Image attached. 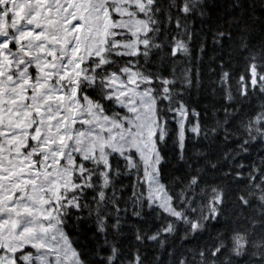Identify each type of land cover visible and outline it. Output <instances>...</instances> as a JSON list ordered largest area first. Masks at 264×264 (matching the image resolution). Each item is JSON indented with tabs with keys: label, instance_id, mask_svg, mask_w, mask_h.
I'll return each instance as SVG.
<instances>
[{
	"label": "snow or ice",
	"instance_id": "snow-or-ice-1",
	"mask_svg": "<svg viewBox=\"0 0 264 264\" xmlns=\"http://www.w3.org/2000/svg\"><path fill=\"white\" fill-rule=\"evenodd\" d=\"M0 264H264V0H0Z\"/></svg>",
	"mask_w": 264,
	"mask_h": 264
}]
</instances>
